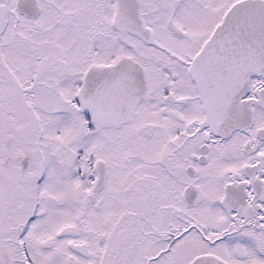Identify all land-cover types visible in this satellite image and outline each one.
I'll return each instance as SVG.
<instances>
[{
    "label": "snow or ice",
    "instance_id": "snow-or-ice-1",
    "mask_svg": "<svg viewBox=\"0 0 264 264\" xmlns=\"http://www.w3.org/2000/svg\"><path fill=\"white\" fill-rule=\"evenodd\" d=\"M0 264H264V0H0Z\"/></svg>",
    "mask_w": 264,
    "mask_h": 264
}]
</instances>
